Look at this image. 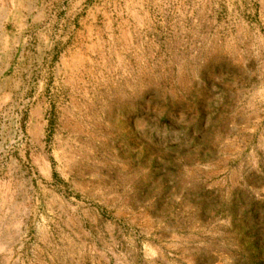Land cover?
Instances as JSON below:
<instances>
[{
	"label": "rangeland",
	"instance_id": "obj_1",
	"mask_svg": "<svg viewBox=\"0 0 264 264\" xmlns=\"http://www.w3.org/2000/svg\"><path fill=\"white\" fill-rule=\"evenodd\" d=\"M0 264H264V0H0Z\"/></svg>",
	"mask_w": 264,
	"mask_h": 264
}]
</instances>
